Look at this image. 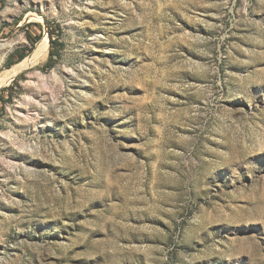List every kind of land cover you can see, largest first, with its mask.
Returning <instances> with one entry per match:
<instances>
[{
	"label": "rangeland",
	"instance_id": "374dc122",
	"mask_svg": "<svg viewBox=\"0 0 264 264\" xmlns=\"http://www.w3.org/2000/svg\"><path fill=\"white\" fill-rule=\"evenodd\" d=\"M5 52L0 264H264V0H0Z\"/></svg>",
	"mask_w": 264,
	"mask_h": 264
},
{
	"label": "bare ground",
	"instance_id": "6f19581e",
	"mask_svg": "<svg viewBox=\"0 0 264 264\" xmlns=\"http://www.w3.org/2000/svg\"><path fill=\"white\" fill-rule=\"evenodd\" d=\"M4 46V45H3ZM6 46V45H5ZM2 47V46H1ZM47 50V45L46 43H42L39 42L38 46L36 47V49L34 50V52H32L22 63H20L19 65H17V67L15 68V70L13 72H7L3 75V79H8L9 77L13 76L14 74H17V72L20 71V69L22 68H26L29 65H31L34 61H36L39 57H43L44 54L46 53ZM8 52V51H7ZM7 52H5L1 58H0V64L2 62V60L5 58ZM1 80V79H0Z\"/></svg>",
	"mask_w": 264,
	"mask_h": 264
},
{
	"label": "trees",
	"instance_id": "16d2710c",
	"mask_svg": "<svg viewBox=\"0 0 264 264\" xmlns=\"http://www.w3.org/2000/svg\"><path fill=\"white\" fill-rule=\"evenodd\" d=\"M60 47H61V44L59 42H57L55 39H53L52 36H51V33H50V49H51V52L49 54V60H53V57H58L59 56ZM24 57H25L24 54L18 56L16 62L21 61ZM12 64H14V63L8 61V66H11Z\"/></svg>",
	"mask_w": 264,
	"mask_h": 264
}]
</instances>
